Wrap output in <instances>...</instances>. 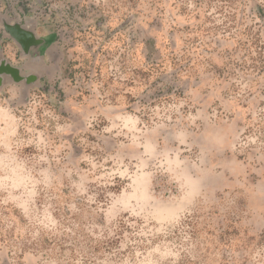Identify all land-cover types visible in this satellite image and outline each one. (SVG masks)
Wrapping results in <instances>:
<instances>
[{
  "label": "clouds",
  "instance_id": "clouds-1",
  "mask_svg": "<svg viewBox=\"0 0 264 264\" xmlns=\"http://www.w3.org/2000/svg\"><path fill=\"white\" fill-rule=\"evenodd\" d=\"M60 36L0 72V264H264V0H27Z\"/></svg>",
  "mask_w": 264,
  "mask_h": 264
},
{
  "label": "rangeland",
  "instance_id": "rangeland-1",
  "mask_svg": "<svg viewBox=\"0 0 264 264\" xmlns=\"http://www.w3.org/2000/svg\"><path fill=\"white\" fill-rule=\"evenodd\" d=\"M30 19L27 0H0V72L19 76L37 56L58 54L59 34H41ZM39 39L46 43H35Z\"/></svg>",
  "mask_w": 264,
  "mask_h": 264
},
{
  "label": "trees",
  "instance_id": "trees-1",
  "mask_svg": "<svg viewBox=\"0 0 264 264\" xmlns=\"http://www.w3.org/2000/svg\"><path fill=\"white\" fill-rule=\"evenodd\" d=\"M35 42H38V43H46V41L43 40V39L35 40Z\"/></svg>",
  "mask_w": 264,
  "mask_h": 264
},
{
  "label": "flooded vegetation",
  "instance_id": "flooded-vegetation-1",
  "mask_svg": "<svg viewBox=\"0 0 264 264\" xmlns=\"http://www.w3.org/2000/svg\"><path fill=\"white\" fill-rule=\"evenodd\" d=\"M36 43V42H35ZM38 43V42H37ZM39 45H41V43H38Z\"/></svg>",
  "mask_w": 264,
  "mask_h": 264
},
{
  "label": "crops",
  "instance_id": "crops-1",
  "mask_svg": "<svg viewBox=\"0 0 264 264\" xmlns=\"http://www.w3.org/2000/svg\"><path fill=\"white\" fill-rule=\"evenodd\" d=\"M44 40V39H43ZM44 43H41V45H43Z\"/></svg>",
  "mask_w": 264,
  "mask_h": 264
}]
</instances>
